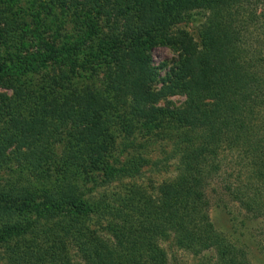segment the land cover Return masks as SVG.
Returning <instances> with one entry per match:
<instances>
[{"label": "trees", "instance_id": "obj_1", "mask_svg": "<svg viewBox=\"0 0 264 264\" xmlns=\"http://www.w3.org/2000/svg\"><path fill=\"white\" fill-rule=\"evenodd\" d=\"M85 5L104 20L111 40L99 87L75 85L70 70L59 68L51 82L24 88L16 74L31 70L34 59L18 54L14 65L0 62V88L12 91L0 94V115L10 116L0 132V168L11 162L18 168L0 183V261L164 264L160 242L171 238L195 255L216 251L213 264H245L243 250L214 227L207 192L210 181L219 180L216 204L225 197L245 216L264 219V0H86ZM192 9L208 12L200 46L187 35L162 30ZM0 22L9 35L4 15ZM100 31L96 25L83 42L69 46L47 44L34 68L80 51ZM157 44L177 53L163 74L151 58ZM172 96L183 99L161 105ZM110 127L121 132L117 153L123 158L111 156ZM149 132L170 138L169 152L155 165L175 160L174 179L154 196L122 184L148 161L141 160L146 150L141 139ZM101 187L102 193L93 194ZM231 217L235 225L244 222ZM94 225L108 234L92 231ZM35 226L39 239L13 249L11 241Z\"/></svg>", "mask_w": 264, "mask_h": 264}, {"label": "rangeland", "instance_id": "obj_2", "mask_svg": "<svg viewBox=\"0 0 264 264\" xmlns=\"http://www.w3.org/2000/svg\"><path fill=\"white\" fill-rule=\"evenodd\" d=\"M85 1L0 0V16L4 15L10 25L9 35H5L2 30L6 25L0 22V34L8 36L6 41L0 38V62L14 65L19 60L17 58L18 54L25 56L29 61L34 59L32 61L33 65L30 67L31 70L16 74L18 85H22L24 88L25 86L35 88L42 79L46 80L45 83L51 82L50 79L54 76V71L63 68L70 70L69 79L75 85L90 84L94 87L100 86V81L103 82L105 69L109 63L108 47L111 44V40L108 39L107 29L104 28V20L87 7ZM251 7L254 8L252 4L248 8ZM260 10H258L256 15L260 13ZM207 15L208 12L206 10L192 9L186 11L181 19L174 20L169 27L162 30L171 36L187 35L196 45L200 46L202 26ZM96 25L101 27V31L93 35L90 41L84 42L80 51L65 54L54 62H46L44 65L34 68L39 53L44 50L47 44L69 46L76 42H83L87 32ZM249 29L251 28L249 27ZM156 32H159V30ZM153 33V31L148 33L147 37L149 38ZM151 58L155 65H162L160 70L161 74H163L165 69L173 65L175 59H177V53L167 44H157L151 51ZM22 61L23 58H21ZM73 64L79 66L72 71ZM0 94L11 95L12 91L0 88ZM182 99L180 96L168 97V101H162L161 105H166L167 103L178 105ZM9 119L10 116L7 113L0 115V132L3 130V126L8 124ZM110 130L114 136L111 141L112 145H114L111 148L113 149L111 156L113 158L114 156L123 158L124 153H117L120 150L119 143L122 140L121 132H117L114 127H110ZM149 133L141 139L146 144V148H144L146 150L141 154V160L148 159V161L143 162L144 164L138 176L125 179L122 184H133V186L144 189L148 194L154 196L160 193L161 187L171 183L174 179L176 175L175 160L170 159L155 165L154 161H157L156 159L161 160L169 152L170 138L161 132H158L155 136L154 134L156 133ZM225 164L230 169L228 173H231L232 166L227 164V161H225ZM160 165H165L168 168L167 171L161 170ZM11 168L14 170L18 169L13 162L0 168L1 184L10 177L9 173L13 172ZM226 177H229V175ZM118 186L123 188L120 183ZM218 186L219 180H211L208 186L210 190L207 192L211 202L208 214L214 227L235 243V247L239 252L243 250L245 264H264V219L262 217L252 219L250 216H245L244 212L238 208L237 203L234 204L224 197L222 201L226 203L229 210L238 216V220L243 217L242 221L244 222H236L235 225V221L230 220L231 215L234 216V214H228V209L224 210L222 201L221 204H216L217 200L214 197H217ZM102 192L103 188L101 187L97 188L93 194L98 195ZM245 217L248 218L245 219ZM91 229L99 235L106 236L108 234L105 227L98 230L97 226L94 225ZM36 231L38 230L35 226L32 232L26 233L23 237H15L10 243L14 246L13 249L27 247L26 244L38 240L39 237L35 234ZM160 245L166 252L164 264H201L203 260L204 264H213L217 258L216 251L210 250L195 255L189 249L175 245L171 238L161 240ZM0 264L7 263L0 261Z\"/></svg>", "mask_w": 264, "mask_h": 264}]
</instances>
